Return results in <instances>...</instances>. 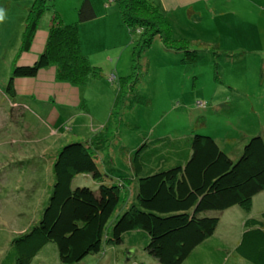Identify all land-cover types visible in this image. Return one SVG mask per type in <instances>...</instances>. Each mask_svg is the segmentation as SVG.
I'll return each instance as SVG.
<instances>
[{"label":"rangeland","instance_id":"rangeland-1","mask_svg":"<svg viewBox=\"0 0 264 264\" xmlns=\"http://www.w3.org/2000/svg\"><path fill=\"white\" fill-rule=\"evenodd\" d=\"M32 1L0 0L5 12L0 23V261L12 240L41 219L54 182L58 149L70 140H88L104 132L110 141L95 146L94 155L104 181L120 185L121 199L101 252L76 264H161L147 253L149 238L140 228L126 233L120 245L110 240V225L138 202L143 172L137 153L158 138L197 132L213 136L237 160L251 137L264 136V0H205L200 19L175 27L170 24L174 38L187 39L190 48L201 50V57L193 64H182L183 55L166 50L157 37L143 55L142 64L148 70L128 101L120 128L111 117V108L119 77L131 73L132 42L137 36L123 23L115 0L110 2L117 5L118 27L110 37L87 33L83 50L93 65L101 67L104 77L74 84L59 80L52 64L41 74L42 85L47 86L42 102L32 99L27 101L29 107L5 94L11 75L10 52L22 41ZM107 2L98 0L97 4L105 11ZM50 4L34 39L38 47L44 42L45 48L53 10L65 16L77 6L76 0H50ZM94 6V21L102 22L104 15L99 14V5ZM135 96L148 102L137 103ZM100 183L92 174L74 180L75 186L97 187ZM263 211L264 190L251 201L209 215L220 216L215 234L232 253L245 220L260 217Z\"/></svg>","mask_w":264,"mask_h":264},{"label":"trees","instance_id":"trees-1","mask_svg":"<svg viewBox=\"0 0 264 264\" xmlns=\"http://www.w3.org/2000/svg\"><path fill=\"white\" fill-rule=\"evenodd\" d=\"M115 1L123 23L137 36L131 73L119 77L111 108V117L120 128L128 101L148 70L143 67V55L157 37L166 50L183 55L182 64L197 62L201 50L190 48L187 39L174 38L170 23L152 0ZM50 8V0H33L28 8L5 90L11 99L16 98L15 79L35 77L52 64L57 67L59 80L74 84L105 76L82 50L80 23L97 17L92 0L81 1L76 22L67 23L54 9L45 48L32 63H19L20 56L31 50L39 22ZM134 100L148 102L141 96ZM108 141L103 132L88 140H71L58 149L54 182L41 219L12 240L0 264H76L101 252L110 218L121 199L120 185L104 181L94 155V147ZM137 154L143 172L138 202L110 225L114 244H122L126 233L140 228L149 238L147 253L161 264H186L188 260L189 264H237L233 256L245 264H264V211L260 217L245 220L232 253L215 234L220 216L209 215L251 201L264 190V136L251 137L237 160L213 136L197 132L186 137L158 138ZM83 174H92L101 180L100 185L75 186L76 176Z\"/></svg>","mask_w":264,"mask_h":264},{"label":"crops","instance_id":"crops-1","mask_svg":"<svg viewBox=\"0 0 264 264\" xmlns=\"http://www.w3.org/2000/svg\"><path fill=\"white\" fill-rule=\"evenodd\" d=\"M98 0H93L94 5L97 4ZM156 5L159 6L160 10L165 15L169 23L175 27L181 23H190L192 21L200 19L202 7L204 6L205 0H152ZM209 1V0H207ZM206 1V2H207ZM81 0H76V5L73 10L69 13H64L63 18L67 22H76L78 20L77 7L79 6ZM102 3V2H100ZM209 3V2H208ZM109 0L105 3V11L100 7L99 14L104 15L102 22L95 23V18L86 22L80 23V34H81V43L82 50H85L87 47V33L92 35H106L111 36V32L114 28L118 27L117 11L115 7L117 5H111ZM113 6V9H112ZM210 6V4H209ZM120 9H118L119 12ZM127 27V26H126ZM128 29V28H127ZM129 31V30H128ZM96 40V39H95ZM94 40V41H95ZM93 41V43H94ZM133 43V42H132ZM44 42L40 44V47L37 46L36 42H33V46L29 52L23 53L19 58V63H32L39 55V53L44 48ZM19 45L17 44L10 52L8 73L12 70V63L15 59L16 53L18 51ZM11 59V60H10ZM8 62V61H7ZM42 69L39 74L35 77L27 78H17L15 79V88H16V98L13 99L15 102H22L24 105L29 107L31 106L27 101H32V99L41 101L44 99L47 93V86L42 85L41 74L45 72ZM49 81L48 83H51ZM7 83V81H6ZM73 139V140H78ZM71 141V140H70Z\"/></svg>","mask_w":264,"mask_h":264},{"label":"clouds","instance_id":"clouds-1","mask_svg":"<svg viewBox=\"0 0 264 264\" xmlns=\"http://www.w3.org/2000/svg\"><path fill=\"white\" fill-rule=\"evenodd\" d=\"M5 19V12L3 9H0V23H2Z\"/></svg>","mask_w":264,"mask_h":264},{"label":"built area","instance_id":"built-area-1","mask_svg":"<svg viewBox=\"0 0 264 264\" xmlns=\"http://www.w3.org/2000/svg\"><path fill=\"white\" fill-rule=\"evenodd\" d=\"M111 1H113V0H111Z\"/></svg>","mask_w":264,"mask_h":264}]
</instances>
